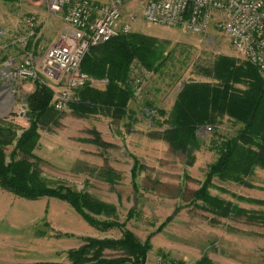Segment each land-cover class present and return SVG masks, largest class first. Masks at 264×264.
Here are the masks:
<instances>
[{
	"label": "rangeland",
	"instance_id": "1",
	"mask_svg": "<svg viewBox=\"0 0 264 264\" xmlns=\"http://www.w3.org/2000/svg\"><path fill=\"white\" fill-rule=\"evenodd\" d=\"M29 1L21 0L19 7L23 6L28 15L36 17L34 34H46L50 20L55 24L59 21L51 16L41 20L29 7L32 0ZM9 2L0 1L2 29L12 25L10 17L5 16L14 7ZM135 11L139 15L136 4L126 6L124 19ZM60 31L52 41L39 44L41 50H30L13 62L17 64L32 58L40 69L46 50ZM132 33L165 42L167 57L159 73L149 72L138 63L132 65L130 82L138 94L128 105L132 118L115 121L101 114L81 118L70 108L78 100L80 90L72 93L68 109L55 110L60 117L58 126L40 130L34 154L41 159L37 163L41 175L51 187L63 186L84 192L114 206L116 210L112 216H92L99 221L109 218L125 224L142 242L150 238L151 250L146 264H196L205 258L215 264L224 261L226 264H264V224L246 218L218 217L197 207L202 205L201 201L194 204L195 192L202 187L210 166L219 158L215 143L235 137L242 125L225 116L211 128H200V147L192 146L188 152L175 151L167 142L152 137L167 129L164 120L184 84L215 83L206 72L220 57L235 58L240 63L246 60L232 48L228 38L215 29L206 37H198L182 29L148 24L138 16ZM23 41L24 44L19 43L20 50L32 46L26 38ZM6 44L0 41V86L10 88L6 70L12 67L8 65L12 61L6 56ZM26 82H31L33 87L25 88V82L21 83L16 93L0 88V121H4L3 126H13L17 138L29 127L27 98L35 92L36 85L53 92L52 105L62 90L50 82L41 69L36 81ZM98 82L95 80L89 86L101 89L107 84L106 80ZM237 87L246 89L244 85ZM149 104L153 114L147 108ZM162 111L167 115L157 116ZM93 130L111 146L100 148L93 143ZM15 144L5 148L7 161H10ZM132 157L142 165L136 187L132 178ZM247 181L250 186L214 179L210 194L264 215V204L257 203L264 202V170L256 169ZM130 212L134 215L132 218H129ZM3 217L5 226L22 229V240L14 241L12 249L3 248L20 264H70L69 252L85 245L86 240L121 236L118 229L100 231L65 201L54 198L30 201L0 188V224ZM12 217L13 222L10 221ZM119 256L121 253L117 251L104 252L105 258Z\"/></svg>",
	"mask_w": 264,
	"mask_h": 264
},
{
	"label": "trees",
	"instance_id": "2",
	"mask_svg": "<svg viewBox=\"0 0 264 264\" xmlns=\"http://www.w3.org/2000/svg\"><path fill=\"white\" fill-rule=\"evenodd\" d=\"M165 45L159 39L132 33L92 48L82 63V71L97 81L106 80V88L87 86L80 90L78 100L70 105L71 110L81 118L101 114L121 121L130 117L128 105L138 95L130 82L132 65L138 63L149 72L159 73L167 61ZM206 76L215 83L184 84L168 116L163 111L157 115L166 116L163 125L167 129L161 134H152V137L167 142L175 151L188 152L192 146L200 147V128H211L225 116L241 124L235 137L215 143L219 158L210 166L202 187L195 192L194 204L201 201L202 205L197 207L218 217L246 218L264 224L263 214L242 209L210 194L214 179L250 186L247 180L256 169L264 170V76L247 60L240 63L230 57L218 58ZM238 85H244L246 89H240ZM36 86L35 92L27 98L29 127L19 138L13 126H3L4 121H0V188L30 201L43 198L65 201L100 231L120 230L118 239L86 240L85 245L69 252L70 264H146L151 250L150 238L142 242L125 224L109 218L99 221L92 216H112L116 210L114 206L84 192L63 186L51 187L41 175L37 165L41 159L34 154L40 130L58 126L60 117L52 105L53 92L45 86ZM147 106L153 114L151 105ZM92 132L95 135L92 142L97 146H111L103 141L97 130ZM14 143V151L7 161L5 148ZM132 159V178L136 187L142 165L137 158ZM107 171L115 174L112 170ZM133 216L130 212L129 218ZM107 250L120 252L121 256L105 258ZM196 264L215 263L205 258Z\"/></svg>",
	"mask_w": 264,
	"mask_h": 264
},
{
	"label": "built area",
	"instance_id": "3",
	"mask_svg": "<svg viewBox=\"0 0 264 264\" xmlns=\"http://www.w3.org/2000/svg\"><path fill=\"white\" fill-rule=\"evenodd\" d=\"M129 4H136L140 12L124 19ZM49 7L67 25L46 50L40 66L50 82L62 87L53 104L58 112L68 109L72 93L95 82L81 68L90 50L130 35L138 16L148 24L182 29L198 37L215 29L264 76V0H49ZM24 22L33 36L36 17ZM8 65L12 67L6 70V80L13 93L21 83L39 76L32 58Z\"/></svg>",
	"mask_w": 264,
	"mask_h": 264
},
{
	"label": "crops",
	"instance_id": "4",
	"mask_svg": "<svg viewBox=\"0 0 264 264\" xmlns=\"http://www.w3.org/2000/svg\"><path fill=\"white\" fill-rule=\"evenodd\" d=\"M20 1L21 0H13L11 3L9 2L11 4V7L12 6H14V7L10 8L6 12L5 16L10 17L9 19H11L12 25L7 26L3 29H2V27H0V41H2L3 43H7L5 45V47L7 48L6 49L7 50L6 56L9 57V60L11 59V61H12L11 63H15V62H13L14 60L16 61V59H19L20 57L24 56L30 50H32V51L33 50L37 51V49L41 50L42 49V46L40 47L41 44L52 41L53 36H55V33H57L59 30H63L64 28L67 27V25L64 23L63 19L60 16H57L51 12L50 7H49V0L48 1L47 0H32V1L30 0L31 1V2L29 1L31 3L30 6L28 3H27V5L33 11H36L38 13L39 17L42 18V19L40 18L41 20L44 21L45 18L47 19L48 16H51V17H55V19H57L59 21L58 23L55 24L53 20H50V25L47 24L46 34L43 32V33H36L33 36H30L29 35V29L25 25L24 21L31 15H28L27 11H24L23 6L19 7ZM39 24H40V22H39ZM0 25H1V23H0ZM19 35H23L24 38L23 37L19 38ZM2 38H4V40H2ZM25 38L29 42L32 43V46L26 50H20L19 49V43H20V41L22 42ZM98 81H99L98 83L101 82V80H98ZM31 86H32L31 82H25L24 83L25 88L31 87ZM105 88H106V85L104 87H101V90H104ZM4 220L5 219L3 217L1 224H0V264H20V263H18L19 262L18 259L14 260V258L11 255L9 256V254H11V253H7L8 251H6V249H3V248H5V246H8L11 249L14 248L12 243H14V241L15 242L17 241V243H18L20 240H22V239H20V236L23 235L22 229L7 227L4 224ZM10 221L13 222L14 217H12ZM7 235H9L8 238H6ZM10 236H12V238ZM15 238H16V240H15ZM14 261H18V262L16 263ZM222 263L226 264L225 261Z\"/></svg>",
	"mask_w": 264,
	"mask_h": 264
},
{
	"label": "water",
	"instance_id": "5",
	"mask_svg": "<svg viewBox=\"0 0 264 264\" xmlns=\"http://www.w3.org/2000/svg\"><path fill=\"white\" fill-rule=\"evenodd\" d=\"M0 88L4 89L6 92H10V88L9 87H6V86H0ZM12 98H13V101H15L13 95H12Z\"/></svg>",
	"mask_w": 264,
	"mask_h": 264
}]
</instances>
